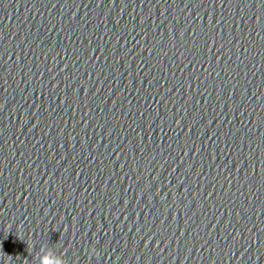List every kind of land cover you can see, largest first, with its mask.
I'll return each mask as SVG.
<instances>
[{"label": "clouds", "instance_id": "1", "mask_svg": "<svg viewBox=\"0 0 264 264\" xmlns=\"http://www.w3.org/2000/svg\"><path fill=\"white\" fill-rule=\"evenodd\" d=\"M41 264H51L48 255H45L44 257L41 258Z\"/></svg>", "mask_w": 264, "mask_h": 264}]
</instances>
